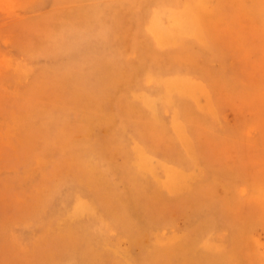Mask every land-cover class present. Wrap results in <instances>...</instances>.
Segmentation results:
<instances>
[{"label": "rangeland", "instance_id": "rangeland-1", "mask_svg": "<svg viewBox=\"0 0 264 264\" xmlns=\"http://www.w3.org/2000/svg\"><path fill=\"white\" fill-rule=\"evenodd\" d=\"M0 1V264H264V0H207L160 45V0ZM149 70L203 93L152 115Z\"/></svg>", "mask_w": 264, "mask_h": 264}, {"label": "bare ground", "instance_id": "bare-ground-1", "mask_svg": "<svg viewBox=\"0 0 264 264\" xmlns=\"http://www.w3.org/2000/svg\"><path fill=\"white\" fill-rule=\"evenodd\" d=\"M4 1L6 2V0ZM4 1L3 3H5ZM206 1L207 0H160L150 11L147 7L145 12H143V16L146 13L144 28L147 34L150 32L152 33L155 42L159 45L177 41L178 39L181 40L186 35H196V33L200 32L204 24L203 16L207 8ZM151 2H153V0ZM2 59L5 61L4 59L6 58L3 57ZM148 72H153L151 73V78L156 82L157 88L150 93L142 92V101L144 106L148 108V110H151L152 115L156 112L158 100L167 105L169 103L175 104V102H178L179 99L181 100L186 95H194L197 92L203 93L202 86L191 76L187 75V73H166L170 71L164 70H149ZM143 89L144 88H142L140 92ZM179 126L180 121L174 120V130L179 128ZM182 131L183 130H181V134H178L179 136L182 135ZM131 157L132 166L136 171L147 169L145 168L146 166L151 167L153 164L152 161H154L152 160L151 154L138 144L131 150ZM161 165L165 172L163 181L168 184L175 185L180 183L179 180L184 179L186 176L185 171H187V169L182 168L180 165L167 163H162ZM154 169L155 168L152 167V169L149 170L153 171ZM74 206V218L83 216L94 208L80 197L77 198Z\"/></svg>", "mask_w": 264, "mask_h": 264}]
</instances>
